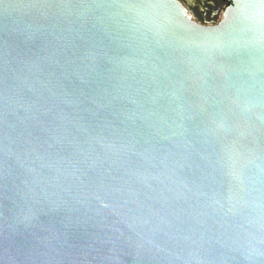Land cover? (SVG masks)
I'll list each match as a JSON object with an SVG mask.
<instances>
[{
	"label": "water",
	"instance_id": "water-1",
	"mask_svg": "<svg viewBox=\"0 0 264 264\" xmlns=\"http://www.w3.org/2000/svg\"><path fill=\"white\" fill-rule=\"evenodd\" d=\"M0 264H264V0H0Z\"/></svg>",
	"mask_w": 264,
	"mask_h": 264
},
{
	"label": "bare ground",
	"instance_id": "bare-ground-1",
	"mask_svg": "<svg viewBox=\"0 0 264 264\" xmlns=\"http://www.w3.org/2000/svg\"><path fill=\"white\" fill-rule=\"evenodd\" d=\"M207 4V3H206ZM207 6V5H206ZM208 6H210L209 4H208Z\"/></svg>",
	"mask_w": 264,
	"mask_h": 264
}]
</instances>
